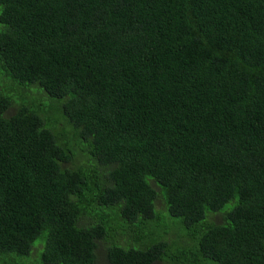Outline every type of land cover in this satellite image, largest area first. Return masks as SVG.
I'll return each instance as SVG.
<instances>
[{
	"label": "trees",
	"instance_id": "trees-1",
	"mask_svg": "<svg viewBox=\"0 0 264 264\" xmlns=\"http://www.w3.org/2000/svg\"><path fill=\"white\" fill-rule=\"evenodd\" d=\"M99 251L264 264V0H0V264Z\"/></svg>",
	"mask_w": 264,
	"mask_h": 264
},
{
	"label": "rangeland",
	"instance_id": "rangeland-1",
	"mask_svg": "<svg viewBox=\"0 0 264 264\" xmlns=\"http://www.w3.org/2000/svg\"><path fill=\"white\" fill-rule=\"evenodd\" d=\"M8 96L11 100V108L6 112V116H10L14 113L15 109L21 106H26L29 107V104H32L31 101H28L27 99H25L20 93L19 91L16 89L15 86H13L11 91H8ZM16 106V107H15ZM44 108L42 109L43 111H45L46 113V120L49 121V123H53L54 120H59L60 119V113L58 110H56V106L57 104L55 102H52L50 100H47L44 103ZM32 109H34V106L31 107ZM71 133V131H69L68 129L65 130L64 135H69ZM158 205V203H157ZM165 218H162L161 223H160V227L166 226L167 228H169V233L171 234L170 236V240L169 243L171 242L170 246V251H175L179 248V247H186L187 243H185L184 241L187 239V234H185V231L179 226L180 223L179 221H177L176 219H171L167 213L165 212L164 216ZM212 220L216 223H219V217L215 216L212 217ZM173 221V223L171 222ZM119 232H123V227L119 228ZM126 233V232H124ZM149 233H144L141 236L140 241L138 242H133L131 245L128 246H133L135 248H141L144 245L148 244L150 241V236L148 235ZM132 242V234H130V239H128ZM119 241L122 242L123 239L121 236H119ZM124 243V242H122ZM41 246V247H40ZM43 249V245H41L39 243V241H35L32 245V251L30 254H34V255H38L37 259L39 262V254ZM27 258H20L18 256H14L12 255V261L9 264H35L32 261H28L26 260ZM98 261L102 264H104V260L102 258V253L101 251L98 252ZM40 263V262H39Z\"/></svg>",
	"mask_w": 264,
	"mask_h": 264
}]
</instances>
